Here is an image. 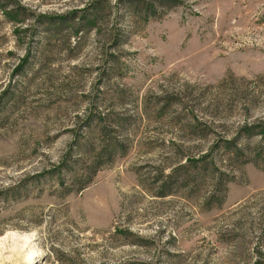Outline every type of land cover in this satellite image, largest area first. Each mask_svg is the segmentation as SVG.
<instances>
[{
    "label": "rangeland",
    "instance_id": "obj_1",
    "mask_svg": "<svg viewBox=\"0 0 264 264\" xmlns=\"http://www.w3.org/2000/svg\"><path fill=\"white\" fill-rule=\"evenodd\" d=\"M92 1L0 0V264H264V0Z\"/></svg>",
    "mask_w": 264,
    "mask_h": 264
},
{
    "label": "trees",
    "instance_id": "obj_2",
    "mask_svg": "<svg viewBox=\"0 0 264 264\" xmlns=\"http://www.w3.org/2000/svg\"><path fill=\"white\" fill-rule=\"evenodd\" d=\"M105 1V0H104ZM129 1V0H128ZM181 0H156V9L160 8V7H167V8H171L174 7L176 5H178L180 3ZM103 0H94L92 1L89 6H87V13L81 18L80 22L78 23L80 27L77 28L82 30V28H84L85 25H87V22H91L94 24V22L98 21V20H102L104 19V15H102L103 10L105 8L102 7V3ZM153 6V5H151ZM107 8H109V6H107ZM152 8V7H151ZM8 10V12L12 13V11L15 13V16H17L18 14H21L20 10L21 7L17 6L15 7H10ZM129 10H131V14L134 13V11L136 12V9H134L133 7H129ZM147 10L150 9V6L146 7ZM74 18H76L75 15V11L74 12H70V13H66L64 15L55 17L54 19H51L48 24H47V30H50L52 32H56V31H60L63 27H65L64 23H67V27H70V24H72L71 22H73ZM109 25V24H108ZM96 27V25H94ZM108 27V26H107ZM98 28V27H97ZM108 30H110V33L113 34L112 36V42L110 43V48H112L113 46H118L121 44V39H122V33L120 32V27L117 25L112 24V26L108 27ZM109 36V35H108ZM110 37V36H109ZM173 96V95H170ZM168 97H165V102H172V100L176 99H167ZM177 100V99H176ZM251 101V99H250ZM168 104V103H166ZM214 107V106H213ZM216 108V107H215ZM110 114L107 113L106 116H109ZM87 117L86 119V123L91 125V123L93 121H95L96 123H102V121H104L105 117L103 116H97L94 117L91 115V113L85 115ZM88 125V126H89ZM202 126V127H201ZM214 127V124L210 121H206L204 120V122H200L197 123L196 125L192 124L191 127H189L191 132H196L198 130H201L199 128H202V130L204 131V135L207 136L209 134V131H212V128ZM100 131H103L102 128L99 129ZM245 133L248 134L247 136H251V134H258L260 135V139L264 140V122H260L257 121L256 124H243L239 130L238 133ZM239 136L236 135V137H234L233 139H229V140H222L223 142V150L226 151V156L230 157V156H239V155H243L244 154V146L243 147H239L236 143V140L238 139ZM217 147V145L211 146L209 149H206L204 153H202L201 157L199 159H196L195 161L191 158L188 157H184V163L183 164H179L176 165L175 167L171 168L170 174L166 175L165 178H169V180H172L175 178L174 176L177 175L178 172L182 171L184 168L190 167L188 165L193 164L192 166H194V164H197L198 162H200L201 164H203V168L207 171V172H213V159H215V155H214V150ZM187 161V164H185V162ZM211 166V167H210ZM167 183V182H166ZM163 196V195H162ZM120 264H141L138 263L137 261H133V262H126V263H120Z\"/></svg>",
    "mask_w": 264,
    "mask_h": 264
},
{
    "label": "bare ground",
    "instance_id": "obj_3",
    "mask_svg": "<svg viewBox=\"0 0 264 264\" xmlns=\"http://www.w3.org/2000/svg\"><path fill=\"white\" fill-rule=\"evenodd\" d=\"M34 253H36V251Z\"/></svg>",
    "mask_w": 264,
    "mask_h": 264
}]
</instances>
